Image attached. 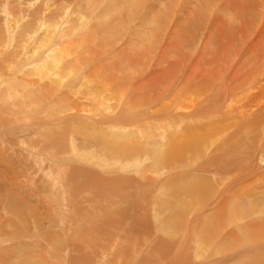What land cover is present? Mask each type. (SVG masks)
<instances>
[{"label": "rangeland", "instance_id": "374dc122", "mask_svg": "<svg viewBox=\"0 0 264 264\" xmlns=\"http://www.w3.org/2000/svg\"><path fill=\"white\" fill-rule=\"evenodd\" d=\"M112 1L113 0H0V264H121V262L126 259V261H131L129 260L130 256L132 261H134L133 263H136L138 257L143 255V253L145 254L147 251L146 254L152 253L153 250L150 251L151 249L149 248L153 245H157V238L167 237L162 236L167 232H158L157 226L161 225L167 228L174 227L172 223L173 206L175 205L177 209L183 206L182 204H185V202L188 203L190 200L192 201L193 198L195 200L198 194L194 192L190 195L186 194L183 197H174L173 200H171L170 197L168 201H173L170 204L167 201L164 203L165 199L162 200L160 204H158V200L155 204H151L150 196L156 194L158 199L161 200L160 197L168 195V179L176 175L179 176L180 174H185L186 177H190L191 174L202 176L201 178L205 176L207 180H211V182L214 183L212 180L215 179V177L205 170L204 161L207 160V158L204 159L205 157L198 158L199 161L193 160L192 163L186 160L174 162L167 167L155 168L149 166L146 168L145 172L153 174L151 169H155V172H157L152 180H148L143 173L139 176H135V169L138 168L141 161L143 166L150 162L149 157L151 156V152L149 148L145 146L152 143L150 142V138H147L145 135H138L140 136V139L138 137V141L143 144L141 141L143 140L145 144L143 146L141 145L138 152L129 151L132 155L119 160L111 154L113 151L109 148L108 142H105L106 140L102 141L98 133L88 130V132L79 134L73 127H70V124H72V126L78 128L77 126L80 125V122H86L87 125L92 122L91 124L98 127L99 124L101 125L102 123L99 122V118L97 119L98 122L93 118L96 113L108 115L109 118L106 119L109 122L115 123L118 121L115 123V126H117V128L119 126L120 129L116 131H121L125 127H133V125H135V119L138 118L137 114L135 115L136 118L133 119V117H135L134 111H126L122 117L117 116L119 109L127 110L132 106V100L129 98L125 102L126 107L121 108V104L125 98L124 92L126 91V87L129 88L128 84L122 94L119 93V90H121V88H119L116 90L118 92L115 97L110 100L107 96L110 94L108 92H116L112 90V86L107 85L105 87L106 89L103 88L98 82H95L96 76L94 77V81H92L91 78V81L82 85L84 76L91 75L94 66L102 63L106 64L112 56L117 57L118 51L128 56H138L137 54H142L138 57L136 63L130 62L125 69L134 68L136 64L138 65V67H135L136 70H139V67L144 69V67L146 68L147 66L148 59L153 55V53L149 55V51L153 52V46L157 48L163 46L165 43L166 38L163 39L165 36L163 32L157 31V40H153V36L156 32L152 33L151 38H149V36L145 37L143 34H138L137 36L135 35L136 32H133V29L137 28V25H140L139 22L142 23L141 21H144L145 16L153 14L149 11L152 0L129 1L127 4L130 3V16H126L125 14V11L128 9L125 4V6L121 5L119 0H114L113 2L118 5L116 6ZM195 1L198 2L197 0L193 2ZM193 2L191 5L196 3ZM142 3H144V5H142ZM160 9H162V7ZM121 14H124L125 18ZM103 23L105 27L114 24L111 26L112 28L110 27V30L107 31ZM167 24L168 23H163V25ZM199 24L200 23H194L193 29ZM56 32L58 36H56ZM202 32V29H198L197 35L201 36ZM59 34L63 37H59ZM85 35L90 39L91 46L93 44V48L97 49V52H88L90 44L88 41L83 42L82 40ZM133 35H135V37ZM78 36L81 37L78 39ZM52 39H54L53 42L56 43L55 46L58 45L60 49L62 48V53L56 52L57 49L50 51ZM77 39L80 41V43L78 42L80 47L77 45ZM135 39L140 40L136 43ZM66 44L70 46H66ZM69 48L70 50H68ZM146 50H148L149 54ZM53 54H56L54 62L48 65L47 61L49 62L50 56L54 57ZM102 54L104 55L103 57ZM131 58L129 59L132 60ZM72 60H75L76 63L71 64L73 68H78L80 71L78 75L76 73L77 76L75 75L74 78H71L73 70L65 69L66 67H64ZM76 61L82 62L77 63ZM17 62L18 64L16 65L18 66L15 65L16 68H9V63L14 64ZM38 65L42 66L44 70L43 75H39L35 71V69L39 70L41 68ZM62 67H64V69H62ZM105 67H107V65H104L100 72L111 71L108 67L107 69ZM59 74L62 75L61 77H64L61 81H59ZM105 76L107 77V75ZM70 78L72 82L67 84L66 79L68 80ZM51 80L55 81L54 85L50 83ZM9 83H13L11 88H9ZM86 85L88 86L87 88ZM92 86L93 88L98 86L97 91L99 93L85 92L91 89ZM43 91L46 92V95L42 94ZM92 94L93 96L97 94L100 96L98 99L96 98V100H94L95 104L93 103L94 101L92 103L89 101ZM118 97H120V99H117ZM106 101L108 103L110 101V104ZM13 103L18 106H14ZM34 103L39 104L37 108L33 106ZM70 103H76L78 107L81 106L80 108H82V111L80 113L82 117L78 116L80 117L78 118L76 114L79 113H74L73 111H59V109H62V107L65 108ZM90 104L94 109L89 106ZM100 106L102 107L100 108ZM14 107L16 109H13ZM6 108H9V114L13 115L14 118L16 116L31 117L32 115L40 113L42 110H47L49 113L56 110L54 113L56 115L62 114L65 116L67 122L58 124L59 122L55 121L53 125L51 123V125H48L46 121H42V124L47 126V128H43L39 126V124H41L40 121H34L32 122L33 124H29L31 122L28 119L27 121L29 123L23 122L22 124L24 125L21 126L13 124L14 127L11 128L12 121L15 122L16 119L11 118L12 116L7 113ZM29 108L33 110L31 112L27 111ZM34 111L35 114H33ZM25 113H32V115H24ZM250 114L251 113H249V115ZM74 116H76L77 119ZM235 116V114H230L228 120ZM88 117L89 119L91 118L90 121ZM101 119L106 121L103 117H101ZM143 120H147V118L145 117ZM153 120H155V123L162 129L163 126L168 123V121H164L165 119L161 117L153 118ZM246 120H249V118L247 117ZM25 123L29 127L27 125L25 126ZM22 126L23 128H21ZM59 127V132H63V134L57 135L53 139H44L43 134H48L52 131L56 132V129H59ZM61 128H66L70 133L65 132V130ZM106 128L109 129L110 133H116V131L112 130V128L110 129L108 125H106ZM96 129L97 128H94V130ZM164 132L165 130L163 129L160 134L156 135L157 141H160V147L162 146L161 143L164 142ZM119 134L123 135L121 133ZM70 136H72V138H70ZM134 138L137 139L136 137ZM241 142L243 141L241 140L239 143ZM256 142H258V139H256ZM241 145L248 150L247 152H250V149H248V141H244ZM263 147L256 150L258 151L256 165H258V163L260 165L264 164L260 163L261 160L264 159ZM175 150L176 148L174 147L173 152ZM134 159H140L141 161L137 164ZM246 160H250L249 156L246 157ZM57 162L61 163V166H58ZM241 163L244 164V161H241ZM247 164L248 162L244 165ZM182 167H185L187 170L181 171ZM251 168L250 166H246V169L243 171L244 173L242 170L239 171L238 168H235L236 171L235 169L230 170L226 177L228 176L227 179L232 180L235 177L237 178L240 174L247 173ZM259 174H262L260 175L262 177L257 178L258 174L253 176L251 172L250 177L244 179L246 185L244 182L241 185L237 184L238 193L236 192V194L228 196L227 194L229 192H227L226 195H223V197H225V199H223L224 201H221L222 198L218 201H221V204H218V206H208L209 208H205L206 210L203 209L202 213H199L194 221L191 217V224L186 223L184 229L187 230V228L191 227L193 240L195 238L199 239V241L210 237L211 232L206 229L210 226L214 227L213 243L209 249H205L201 256L193 259L195 263L201 264L203 261L205 263L223 257L224 262L221 264H247L249 257L252 255L264 254V246L247 252L238 248L242 246L249 247L259 242V240L264 239V237L257 238L258 236L247 242H239L234 245L232 249L223 253L216 250L217 245L221 243L224 238L228 236L239 237L244 229L252 230L258 223L264 222V212H257L258 210H263L258 209L259 206H252L256 201H254L253 196L250 194L252 191L256 190L257 184L258 186L264 185L260 182V180L264 179V168ZM115 179L123 184V188L119 191L115 187H109L102 195L98 196L99 192L97 190L98 187H95L96 183L99 182V184L106 185L108 183H113ZM232 185L234 186L235 183ZM94 187L96 188L95 190ZM239 187H242L243 190ZM256 193L258 194V192ZM201 194V198H203V193ZM239 195H241V198L245 204L248 205L249 209H245L240 213L235 210L232 213H230L231 210H224L225 212L219 213L218 216L214 218V210L215 212L222 211L221 208H223V204L225 205L226 202L236 199L234 196ZM87 198L93 200L89 204L90 208L88 213L85 215L88 206L85 205L82 200ZM180 200L182 204L180 203L179 205L178 201L180 202ZM194 200L187 204L190 207L185 204L187 209L184 208L181 216L185 219H182L184 224L185 221H188V223L191 221L189 218H186V212L191 209L189 214L190 217L193 211H195L196 208L199 209L198 207L202 204V202H200L201 200ZM236 200L235 202H238V199ZM175 201L179 206L176 205ZM209 201L210 199L206 200L205 204ZM193 202L196 203L194 204ZM166 204L169 206L166 207ZM240 204L241 202H238V205ZM261 208L264 207L262 206ZM122 209L125 211L124 213H121V211L119 212V210ZM101 210L103 211L102 214L100 213ZM76 212L79 214L77 215L79 224L77 223L78 227L75 231H71L73 228L72 224L76 221V218H74V216H76L74 213ZM114 212L116 214H114ZM144 212L148 214L149 221L147 220V222L149 223L144 226L142 225L146 227V229H142V231L144 233L148 229V234H150L145 235V237L143 233L140 234L134 231L135 229L131 230V223L133 224L131 221L134 220V222H136L137 218ZM209 214H211V216L207 217ZM115 215H119V217L123 215L122 220L121 218L119 219V217L116 218ZM106 218L114 221V223H110V225H116L117 228H112V231L114 234L115 231L118 232L117 235L109 237L101 231L105 228L102 224H107ZM169 218H172V220ZM234 219L238 221L236 224L231 221ZM183 222L181 225L184 226ZM97 223H99L98 228L101 226L99 228L101 230L97 231ZM68 224H71L72 228L70 230L67 228ZM177 228L181 229L182 227ZM127 232L134 233L135 237L127 235ZM124 234L126 236H124ZM204 235L207 236L203 238ZM136 238L140 240H136ZM180 240L179 237L177 241H174L168 247L171 251L170 255L177 248ZM138 242H140V244H138ZM125 244L128 250L124 255L127 256V258L123 256V254L121 255L123 252H119L121 245L124 246ZM204 246L206 245H203V247ZM194 253L195 251L192 253L193 256L195 255ZM124 257L126 259H124ZM163 262H166V260H163ZM139 264H143V262H139ZM259 264H264V262Z\"/></svg>", "mask_w": 264, "mask_h": 264}, {"label": "bare ground", "instance_id": "6f19581e", "mask_svg": "<svg viewBox=\"0 0 264 264\" xmlns=\"http://www.w3.org/2000/svg\"><path fill=\"white\" fill-rule=\"evenodd\" d=\"M129 1L132 0H119V3L121 5L125 4L128 8L125 11L126 16L131 15L129 14L131 11L129 6L130 3L127 4ZM193 1L194 0H152L151 5L149 6V11L153 14L145 16L144 21H141L142 23L139 22L140 25H137V28H134L133 32L135 31V35L137 36L138 34H143L145 37L149 36V38H151L153 32H156L153 36V40H157V31H160L164 33L165 36L163 37V39L166 38V40L163 46H159L157 48H154L153 46V52L149 51L150 54L148 50H146L149 55L153 53V55L148 59L146 68L144 67L143 69L142 67H139V70H136L135 67H138V65L136 64L134 68L125 69V67L130 62L136 63L138 57H140L142 54H137L138 56L133 55V58L132 55L128 56L127 54H122L118 51L117 57L112 56L106 64L102 63L94 66L93 70L91 71V75L84 76L82 85H85L91 80L94 81V77L96 76V83L98 82V84L103 88H105L107 85H110L112 86L111 88L113 91L121 88V90H119V93L121 94L124 92L125 87L128 84L129 88L126 87V91L124 92L125 98L123 103L121 104V108L126 107L125 102L129 98L132 100V106L127 110L119 109L117 116L122 117V115H124L126 111H134V116L138 114V118L135 119L134 122L135 125H133V127L131 128L125 127L121 131H116L120 129L119 126L118 128L117 126H115V123L118 121H116L115 123L109 122L106 119L109 118L108 115H104V113H96L94 117H91L96 120L99 118V122H101L102 124H99L98 127L91 124L92 122H90L89 125H87L86 122H80V125L77 126L78 128H75V126H72V124H70V127H73L79 134L88 132V130L98 133V136L102 141L106 140L105 142H108L109 148H111V151H113L111 154H113L115 158L119 160L132 155L129 151L138 152L141 145L143 146L145 144L143 140H141L143 144L138 141V137L140 139V136L138 135H145L147 138H150V142L152 143H150L149 145H145L151 152V156L149 157V164L143 166V163L140 159H134L137 164L139 163V161H141V164L138 165V168L135 169V176H139L143 173L148 180L154 179L155 173H157L155 172V169H151V172L153 174L145 172L146 168L149 166L160 168L167 167L172 163L178 161L187 160L192 163L193 160L199 161L198 158L200 157H205L204 159L207 158V160H205L206 162L204 161L205 170L207 171V173H210L215 177V179L212 180L214 181V183H212L211 180H207L205 176H203V179L201 178L202 176H198L195 174H191L192 176L190 175V177H186L185 174H180L179 176L176 175L173 178L168 179L169 184L167 187V192L169 193L165 196L169 197L162 196L160 197V200L158 199L156 194L150 196L151 204H155L157 200L158 204H160L164 199V203L165 201H167L170 204L173 202H169L170 200L168 201L170 197L171 200H173L174 197H183L186 194L190 195L194 192H197L198 196H196L195 194V198L197 199V201L201 200V206L198 207L199 209L196 208V210L193 208L195 211H193L190 217L189 214L191 212V209L186 212V218H189L191 220L192 217L194 221L198 214L202 213L203 209H207V207L210 205L218 206V204H221L224 201L223 199H225L223 195H226L227 192H229L227 194L228 196H232L236 194V192L238 193L237 184H243V182L245 181L244 179L250 177L251 172L253 173V176L258 174L257 178L262 177L260 176L262 174H259V172H262L264 164L260 165L258 163V165H256V158H258V151L256 150H259L264 146V0H197L198 2L195 1L196 3ZM192 2L195 4L191 5ZM113 3L118 6L115 2ZM144 3H142V5H144ZM161 7L162 9H160ZM121 15L125 18L124 14ZM163 23L168 24L163 25ZM194 23L200 24L193 29ZM112 25L105 27L104 24V27L107 29V31H109ZM198 29L203 30L201 36L197 35ZM135 35L133 36L135 37ZM56 36H58L57 32ZM60 36L62 35L59 34V37ZM80 37L81 36H78V39ZM78 39L77 43H80ZM82 40L83 42L88 41L90 44V39L86 35ZM135 40L136 43H138L140 39ZM53 41L54 39H52V42L50 43V51L57 49L56 52L62 53V48L60 49L58 45L55 46L56 43H54ZM79 43L77 45H79L80 47ZM67 45L70 46L69 44H66V46ZM93 47V44L92 46L90 44V47L88 48L89 53L97 52V49ZM68 50H70V48ZM53 55L54 57L50 56L49 62L47 61L48 65L54 62L56 54ZM103 56L104 55L102 54V57ZM129 58H131L132 60H130ZM82 61L76 62L80 63ZM16 64H18V62L14 64L9 63L8 66L9 68H14ZM71 64H76L75 60H72L64 67H66L65 69L73 70L71 78H74L76 73L78 75L80 71L78 68H73V65ZM104 65H107L108 69H110L111 71L100 72ZM38 66L42 68L41 65ZM64 67H62V69H64ZM107 67L105 68L107 69ZM41 68L39 70L35 69V71L39 75L44 74V70L43 68ZM105 75H107V77ZM61 76V74L58 75L59 81L64 78ZM71 78L68 80L66 79L67 84H70L72 82ZM50 83L54 85L55 81L51 80ZM12 86L13 83H9V88H11ZM87 87L88 86L86 85V88ZM97 87L98 86L93 88L92 86L91 89H88L85 92L99 93L97 91ZM117 92L118 91H116L115 93H111L109 91L108 93L110 94H108L107 96L111 100L115 97ZM42 94L46 95V92L43 91ZM99 97V94L94 96L92 94L89 101L92 103L94 100H96V98L98 99ZM117 99H120V97H118ZM93 103L95 104V101ZM108 104H110V101ZM38 105L39 104L37 103L33 104L35 108H37ZM89 106H91V104ZM80 107H78L76 103H70L65 108L62 107V109H59V111H73L74 113H79L76 114L78 117L81 116L80 112L82 111V108ZM101 107L102 106H100V108ZM32 108H29L27 111L31 112L33 110ZM13 109L16 108L14 107ZM6 111L8 114L10 113L9 108H6ZM35 111L33 114H35ZM54 112H56V110H53L51 113H49L47 110H42L40 111V113L35 115H32V113L24 114L32 115L31 117L16 116L15 118L13 115L9 114L12 116V119H16L15 122L12 121L11 128L14 127L13 124L16 126H21L24 125L22 124L23 122L29 123L27 121L28 119L31 122L29 124H33L32 122L34 121H40L41 124H39V126L43 128H47V126L45 124H42V121H46L48 125L50 123L53 125L55 121H58V124L67 122L65 116H63L62 114L56 115ZM249 113L251 114L249 115ZM230 114H235L236 116L228 120ZM74 117L77 119L76 116ZM101 117L106 119V121L101 119ZM145 117L147 118V120H143V118ZM157 117H161L162 119L164 118V121H168V123L163 126V129L165 130V138L164 142L161 143V147L159 144L160 141H157L156 139V135L160 134L163 129L155 123V120H153V118ZM247 117L249 118V120H246ZM134 118H136V116L133 117V119ZM96 122H98V120ZM26 123L25 126L27 125ZM106 125H108L110 129L112 128V130H115L116 133H110L109 129L106 128ZM21 128H23V126ZM94 128H97L98 130H94ZM61 129H64L65 132L70 133L68 130H66V128ZM59 131L60 127L59 129H56V132L52 131L48 134H43V137L46 140L53 139L55 136L63 134V132ZM119 133L123 135H120ZM133 136L137 139H135ZM70 138H72V136H70ZM256 139H258V142H256ZM241 140L243 142L248 141V149H250V152H247L248 150H246L241 145L243 142L239 143ZM173 146L176 148L174 152ZM247 156H249L250 160H246ZM241 161H244V164L248 162V164L244 165L243 163H241ZM260 163H264V159H262ZM57 165L61 166V163L57 162ZM246 166L252 167V171L250 170L245 174H240L237 178L235 177L232 180L227 179L228 176L226 177V175L230 170L238 168L239 171L242 170L243 172L246 169ZM181 169V171L187 170L185 169V167H182ZM260 182L264 184V179L260 180ZM233 183H235L234 186L232 185ZM256 186V190L250 193L253 196L254 201H256V203H254L252 206H259L258 209H262L263 211L258 210L257 212H264V208H261L262 206L264 207V185L258 186L257 184ZM95 187H98L97 190L99 192V196L102 195L109 187H115L120 191L123 188V184L115 179L113 183H108L106 185H103L101 183L99 184L98 182L96 183ZM95 187L94 190L96 189ZM239 188L243 190L242 187ZM256 192H258V194ZM201 193H203V198H201ZM234 197H236V199H238V202H241V204L238 205V202H235L237 201L236 199H233L230 202H226L225 205H222V211L220 210L215 212L214 210V218L221 212L231 210L230 213H232L235 210L236 212L240 213L245 209H249L248 205H246L241 198V195ZM220 198H222V202H218ZM93 199L87 198L82 200L84 201V204L88 206V209H85V215L88 213V210L90 208L89 204ZM196 199L194 200L193 198L194 201H196ZM209 199L210 201L205 204V201ZM189 202H185V204L187 205L189 204ZM180 203L181 200L180 202L178 201L179 205ZM178 204L176 203V205ZM185 204H182L183 206H180L177 209L175 205H172L173 220L172 218L169 219L173 221L172 223L174 227L167 228L161 225L157 226L159 230L158 232H167L162 235L167 237L157 238V245H153L151 248H149L151 249L150 251L153 250L152 253L146 254L148 251L145 254L143 253V255L138 257L136 263H133L134 261H132L131 256L129 257V260L131 261H126L127 256L124 255V253L126 254L128 250L127 245H121L119 252H123L121 253V255L123 254V256L126 257H124V259L126 260H123L121 264H139V262H143V264H197L195 263V261H193V259L195 257L198 258L199 256H201L205 249H209V247L213 243L212 240L214 238V227L210 226L206 229L211 232H209L211 234L210 237H207L208 240L202 239L199 241V239L195 238L193 240L191 227L187 228V230L184 229V227H186V223L191 224L192 220L190 221V223H188V221H185L184 224L183 220L185 219L181 217L184 208L187 209L185 207ZM168 206L169 205L166 204V207ZM120 211L121 213L125 212L123 211V209L119 210V212ZM102 212L103 211L101 210L100 213L102 214ZM115 212L114 214H116ZM211 214L207 215V217H210ZM74 215H76L74 216V218H76V221L73 224L71 223L73 228L71 227V224H68L67 227L69 228V230L72 228L71 231H75V229L78 227L77 223L79 222V220L77 219V215H79L78 212L74 213ZM122 216L119 217L118 215L116 216V218L119 217V219L121 218L122 220ZM147 220L149 221L148 214L147 212H144L139 218H137L136 222H134V220L131 221L133 222V224L131 223V230L135 229L134 231L142 234V229H146V227L143 226L149 223L147 222ZM181 221L183 222L184 226L181 225ZM231 221L234 224L238 222L236 221V219ZM106 222L107 224H102L105 227L103 228L102 226V230L99 229L101 226L98 228L99 223H97V231L101 230L109 237L117 235L118 232L115 231L114 234V232L112 231V228H117L116 225H110V223L112 224L114 223V221L106 218ZM177 227L181 229H178ZM147 230L143 233L144 237L145 235H150L148 234ZM127 235L134 236L135 234L132 232H127ZM124 236L126 235L124 234ZM206 236L207 235H204L203 238H205ZM179 237L181 240L177 248L170 255L171 251L168 247L174 241H177ZM255 237H264V222L258 223L252 230L244 229L239 237L228 236L224 238L223 241L217 245L216 250L220 253H223L227 250L232 249L233 246L237 243L243 241L247 242L254 239ZM136 240L140 239L136 238ZM138 244H140V242H138ZM201 244L206 246L203 247V245ZM262 246H264V239L259 240V242L249 247L242 246L238 248L242 249L244 252H247ZM194 251L195 255L193 256L192 253ZM162 259L166 260V262H163ZM223 259V257L216 258L205 263L203 261L201 264H221L224 262ZM261 262H264V254L260 253L249 257L247 264H259Z\"/></svg>", "mask_w": 264, "mask_h": 264}]
</instances>
